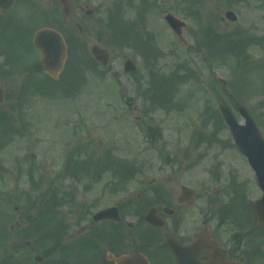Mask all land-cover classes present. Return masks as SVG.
I'll list each match as a JSON object with an SVG mask.
<instances>
[{"label": "rangeland", "instance_id": "rangeland-1", "mask_svg": "<svg viewBox=\"0 0 264 264\" xmlns=\"http://www.w3.org/2000/svg\"><path fill=\"white\" fill-rule=\"evenodd\" d=\"M152 2L156 6L148 4ZM195 2L69 0L70 15L64 19L55 0H13L8 21L4 24L0 18V88L4 93L0 115L5 116V122L0 121V264L11 240L16 246L27 239L40 247L39 254L52 251L55 239H49L44 230L51 229V221L40 213L48 211L52 197L57 202L66 199L74 184L68 170L90 164L79 162L84 155H91L93 165L107 159L110 165L116 160H134L145 171L128 189L134 196L141 191L140 182L159 179L151 169L163 167L162 157L175 163L164 171H171L174 179L195 188L199 200L204 189L210 192L208 199L214 204L206 209L201 200L196 207L217 216L220 222L224 212L240 210L237 198L233 202V196L227 195L228 185L238 182L250 192L254 175L248 166L239 165H245V160L233 152L227 127L217 121V109L220 102L225 103L243 123L237 114V107L243 105L264 136V0ZM230 10L237 14L235 23L223 19L224 12ZM86 11L92 15L86 16ZM167 13L186 23L185 49L167 28L163 20ZM45 28L59 32L67 43L73 39L71 48L68 43L72 56L69 60L67 53L68 63L66 60L55 81L32 70L40 55L30 46L31 37ZM245 38L250 42L245 44ZM139 44L147 45L152 53H143ZM93 45L110 53L104 69L93 67L89 60ZM127 59L136 69L124 74ZM178 75L179 79L174 78ZM155 78L162 81L157 84ZM37 82L44 83L41 90L35 86L39 84L34 85ZM162 98L167 101L164 106ZM8 122L19 131L9 130ZM147 129L160 135L153 144ZM199 134L205 138L199 140ZM82 149L86 151L74 158ZM32 166L30 177L28 169ZM110 176L103 175L102 186L110 182ZM100 187L97 185L89 196L98 195ZM116 187L117 183L108 188ZM215 188L219 190L213 194ZM103 198L91 213L114 203L110 192ZM65 205L69 208L70 204ZM54 210L49 213L51 219L56 216ZM60 210L62 214V205ZM241 218L250 220L249 212L243 211ZM138 229L124 228L125 235H156L144 226ZM105 235L99 231L95 236ZM89 249H93V242ZM164 250L154 252L165 259ZM145 252L150 253L148 249ZM253 264H264V258Z\"/></svg>", "mask_w": 264, "mask_h": 264}, {"label": "flooded vegetation", "instance_id": "flooded-vegetation-1", "mask_svg": "<svg viewBox=\"0 0 264 264\" xmlns=\"http://www.w3.org/2000/svg\"><path fill=\"white\" fill-rule=\"evenodd\" d=\"M69 15L70 8L67 18ZM78 29L80 30L79 27ZM0 90V93H3L1 88ZM154 142L153 138L151 143ZM84 150L86 151L82 149L77 151V154L74 153V158L82 155ZM90 156L84 155L83 160L79 162L91 163ZM159 160L163 161V167L158 165L151 169L159 179L155 177L146 183L140 182V192L132 195L129 200L125 201L122 198V203L112 206L117 209L118 220H104L98 223L87 221L90 220V210L105 200L103 198L105 186H102L101 181L103 175L107 174V160L104 163L102 160H99V163L95 161L94 167L91 166L90 169L89 164H85L84 167L78 165L76 168L71 166L68 173L74 184L71 192L62 201L64 214L60 216L57 213L55 216L56 221L60 219L66 221L65 227L62 232L57 229L52 251L39 254L40 247L24 239L14 246L15 249L9 250L4 264H38L36 261L39 258L46 264H113L108 257L113 259L135 252L142 253L150 264H175L168 249L169 243L182 248L198 245L200 250L192 253L191 258L194 257V260L200 263L209 262L212 252L218 254L219 264H248L252 255H262L264 224H258L253 213V204L259 198L257 191H253L252 188L254 193L249 196L252 191H247L245 185L236 186L230 197L233 196V202L237 198L240 210L236 211L234 208L233 211L224 213L220 222L217 216L207 214V210L203 209L214 204L212 199H208L210 192L204 189L200 200L197 198L199 194L192 197L187 192H182L183 186L187 185L174 179L171 171H164V168L174 166L175 163L163 160L162 157ZM133 166L134 171L125 180L128 188L142 172H145L134 160ZM162 179L165 180L161 182ZM99 184L101 185L99 194L90 197L89 194ZM119 186L121 187V181ZM218 190L215 188L213 194ZM201 200L202 204L205 202V206L196 207L197 204H201L199 202ZM67 203L70 204L69 208L65 205ZM56 207L59 209L58 204ZM150 210L161 227H153L146 222L145 216ZM243 211L249 212L250 220L245 221L241 218ZM142 226L157 234L149 244L139 239L125 237L123 234L125 227L132 230ZM99 230L105 231V237L95 236ZM91 242L92 250L89 249ZM10 245L12 248V243ZM155 245H160L159 248L164 246L165 259H161L154 249H151ZM146 248L149 249V254L143 253ZM185 256H189L188 252Z\"/></svg>", "mask_w": 264, "mask_h": 264}, {"label": "water", "instance_id": "water-1", "mask_svg": "<svg viewBox=\"0 0 264 264\" xmlns=\"http://www.w3.org/2000/svg\"><path fill=\"white\" fill-rule=\"evenodd\" d=\"M64 6L63 11L67 13L66 0H59ZM11 0H0V7L3 12L10 6ZM226 17L230 20L235 18L230 13L226 14ZM168 22L172 29L179 35L181 26L173 18L168 17ZM35 43L37 48L42 52L43 59L38 63V67L42 72L50 74L52 77L56 78L57 74L60 72L63 61L65 58V47L61 37L49 30L41 31L35 36ZM91 52L95 59L101 64L105 65L108 60V55L105 51L99 50L97 48H92ZM126 71L132 70L133 67L130 62L125 64ZM1 100V94H0ZM220 112L224 119L226 125H228L231 134L234 137L235 143L237 144L240 151L248 158L249 164L253 168L257 184L261 188L263 196L254 205V212L257 217L258 222H264V140L261 138L259 132L257 131L253 120L247 114V112L239 108V113L245 119L244 126H240L231 111L224 105L220 104ZM108 212H103L99 214L96 220L104 218V214ZM147 221L154 226L156 225L154 215L152 212L147 216ZM173 251L175 260L177 264L182 263L181 252ZM116 264H147L145 259L142 256H125L115 261Z\"/></svg>", "mask_w": 264, "mask_h": 264}, {"label": "trees", "instance_id": "trees-1", "mask_svg": "<svg viewBox=\"0 0 264 264\" xmlns=\"http://www.w3.org/2000/svg\"><path fill=\"white\" fill-rule=\"evenodd\" d=\"M184 1V0H183ZM192 3H196L195 2V0H190ZM187 7H190L188 4H187ZM190 13H191V10L189 11V13H188V17H190L191 15H190ZM194 13H195V11H194ZM196 14V13H195Z\"/></svg>", "mask_w": 264, "mask_h": 264}]
</instances>
